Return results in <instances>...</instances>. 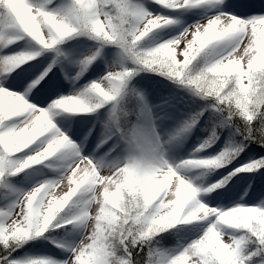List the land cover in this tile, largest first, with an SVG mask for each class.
Segmentation results:
<instances>
[{"label":"snow or ice","instance_id":"obj_1","mask_svg":"<svg viewBox=\"0 0 264 264\" xmlns=\"http://www.w3.org/2000/svg\"><path fill=\"white\" fill-rule=\"evenodd\" d=\"M52 2L45 0L36 5L32 0H0V43L7 47L22 38L6 35L7 30H15L42 46L41 51L0 58V70L10 73L75 35H87L99 44L80 61L77 78L108 45L117 46L124 59L136 67H110L82 92L60 98L48 109L31 104L25 94L0 87L5 89L0 92V186L8 177L60 154L71 159L58 178L38 183L12 208L0 211V249L5 253L0 254V264H111L114 254L120 264H140L133 252H143L145 246L149 250L143 264H253L254 257L264 255V204L214 208L202 202L199 188L190 190L181 178L182 168L188 166L186 161L205 159L219 168L225 160L236 159L246 144L226 148L216 157L191 158L173 165L158 143L134 136V151L120 163L105 166L83 155L79 145L57 127L51 113L56 108L90 113L116 102L113 116L119 124V101L127 95L128 82L138 71L150 70L193 88L204 99H212L214 110L225 115L227 123L240 117L244 127L236 128V132L245 141L264 145V8L260 14L248 15L255 11L250 0H154L171 10L211 4L219 11L171 40L143 48L141 45L152 33L175 24V19L150 12L136 0H71L59 11L47 8ZM181 43L184 47L179 56L183 58L179 59L177 49ZM224 43L229 45L227 54L201 67L202 56ZM53 66L32 80L29 88H38ZM108 82L113 86H106ZM198 122L199 116L194 117L183 131ZM217 138L213 129L197 152L210 147ZM34 144L40 145L35 151L23 157L17 155ZM260 168H264V158L230 174H247ZM104 169L110 174L101 175ZM230 174L205 191L224 188L232 180ZM65 182L66 190L58 194L56 190ZM69 209L73 214L66 216ZM90 222H94L91 231ZM72 224L82 225L84 231L69 259L9 258L24 243ZM179 225L203 227L204 231L175 255L150 246L155 237ZM229 229L233 230L231 234ZM108 239L115 241V253L109 251ZM85 240L88 242L83 243ZM249 244L256 246L254 251L246 252Z\"/></svg>","mask_w":264,"mask_h":264},{"label":"rangeland","instance_id":"obj_2","mask_svg":"<svg viewBox=\"0 0 264 264\" xmlns=\"http://www.w3.org/2000/svg\"><path fill=\"white\" fill-rule=\"evenodd\" d=\"M32 3L40 5L45 3V0H32ZM70 3L71 0H53L51 4L47 5V8L59 11L69 6ZM136 3L142 4L150 12L172 17L176 21L175 24L152 33L141 45L143 48L154 47L171 40L189 26L204 21L219 11L217 6L211 4L196 8L171 10L154 3V0H136ZM250 3L255 11L249 12L248 15L260 14L259 10L264 8V0H250ZM6 35L22 38L17 39L16 42L7 47L0 43V58L21 52L41 51L42 46L22 32L7 30ZM82 37L83 39L78 40L73 36L56 46L54 50L46 51V54L40 56L32 66L24 69L17 67L10 73L0 70V87L7 86L13 92L25 94L26 99L31 104L42 109H48L58 99L82 92L92 81L98 80L107 73L110 67L121 64L128 67L129 63L124 59L121 50L114 45H108L103 48L102 55L91 67L77 78V73L81 68L80 61L99 47V44L89 36ZM183 47L184 44L181 43L177 49L179 59L183 58L179 56ZM228 50L229 45L226 43L214 46L207 52V63L226 55ZM57 56L60 57L61 68L48 83L43 82L38 88L30 89L29 85L32 80L49 65H52ZM127 86H135L138 91L141 115L138 118L134 117L133 124L124 133L120 134L113 127L114 102V105L108 106L107 109L102 108L94 116H85L83 113H68L63 109L56 108L52 111L51 118L61 131L79 145V150L83 155L93 157L105 166L120 163L134 151V136L147 137L158 143L164 157L173 165L191 158L216 157L226 148H235L239 144V140L233 137V126L230 124L224 133L225 135L220 137L219 134L215 143L197 152V149L209 138L213 129L218 134L220 123L222 124L226 120L214 108L202 103L198 98L199 96L189 87L169 84L165 81L161 84L151 82L145 72L133 76ZM196 116H199V122L187 131H183ZM105 140L106 143H102ZM39 146V144H34L30 149L21 154L17 153V155L26 156ZM245 155L237 158L235 167H239L240 164L244 166L251 162L257 155L255 148H250ZM70 162V158H65L63 154H60L18 176L8 177L7 182L3 185L6 191L0 196V211L12 208L23 193L38 183L58 178ZM235 167L228 171L215 168L214 171H209L199 183L204 188L215 185ZM109 174L108 169H104L101 173V175ZM257 182H260L259 186ZM65 190L66 182L56 191L58 194H62ZM200 198L202 202L214 208L222 209H231L245 204H264V168H261L260 171L242 174L227 187L211 193L204 192ZM72 214L71 209L65 213L66 216ZM83 231L82 225L72 224L71 228L65 229L64 234L60 237L46 234L51 240L46 238V235L41 237L42 244L40 246L29 248L15 256V259L28 261L51 257L56 260H67L72 255L71 249L82 240ZM203 231V227L196 228L193 225H187L186 228L177 233L178 242L176 245L162 247L159 250L170 255L178 254L185 246L199 238ZM232 231L229 229L230 234ZM227 239L225 237L226 242ZM58 244L63 245V247H58ZM253 264H259V260L253 259Z\"/></svg>","mask_w":264,"mask_h":264},{"label":"trees","instance_id":"obj_3","mask_svg":"<svg viewBox=\"0 0 264 264\" xmlns=\"http://www.w3.org/2000/svg\"><path fill=\"white\" fill-rule=\"evenodd\" d=\"M82 36H87V35H75L74 37L77 38V39H79ZM128 63H129L128 68L134 69L136 67L134 64H132L131 61H128ZM205 64H207V52L202 56L201 61H200V66L201 67H203ZM142 72H146L148 74L149 80L151 82H158L159 81L160 84H161L163 81H168V82H171L173 84H178V85H181V86H185V85H182L180 83H177L174 79H170L169 77H167L165 75H162V74H160L158 72H153V71L147 70V71H138L137 74L142 73ZM187 87H189V86H187ZM189 88H191V87H189ZM191 89L193 90V88H191ZM126 91H127V95H123L122 98L119 101L120 108L122 109V111L120 112L119 116L123 120V123H124L125 127L127 129H129V127L134 122V117H138V113L140 112V106H141V104H140V100H139L137 91L135 90L134 86H130V87L129 86H126ZM198 96L200 97V99L202 100V102H204L205 104H207L209 107L213 108L214 101L212 99H204L202 96H200V95H198ZM221 116H222V118H225V115H222L221 114ZM231 125L233 126V132H232V134L234 135L233 137L235 139H238L239 140V144H237L236 147L241 146V144H246V147H244V150L239 154V156H242V157L243 156H246L245 154L247 153V151L250 148L254 147L257 155H256V157L251 162H253V161H259L261 158H264V145H262L260 143H257V142H248V141H245L243 139V137L239 133L236 132V128H243L244 127L241 118L240 117H235L233 119V122L231 123ZM256 127L257 128L260 127V124H259L258 121L256 122ZM222 128H223V123L222 124L220 123V125H219V133L218 134L221 133ZM239 156H237L236 159L232 160V162L230 164H227V165H230V166L228 168H225L224 171H228L232 167H235V164H236L235 161L237 160V158ZM242 157H241V159H242ZM246 165H247V163H246ZM239 168L240 167H235L234 170H232L231 172L236 171ZM231 172H229L225 176L229 175ZM259 183L260 182H257V185L258 186H259ZM5 191H6V188L5 187H3V186L0 187V196ZM71 226L72 225H68L66 228H61V229H58V230H53V231H51V232H49L47 234L49 236L60 237V236H62L64 234L65 229H70ZM186 226L187 225H179V226H177V227H175V228H173V229H171V230H169V231H167V232H165V233H163V234L155 237L154 240L151 242V245L150 246L153 249H158L159 250L162 247L176 245L177 242H178L177 233L180 230H182L183 228H186ZM236 234L237 235H243L242 232H237ZM48 235H46V236L49 237ZM41 244H42V238L30 240L27 243H24L22 247H19L15 251H12L11 256L9 258L10 259H15V256L20 255L24 251H26L29 248H32L34 246L38 247ZM255 247H256L255 245L249 244L246 247V252L254 251L255 250ZM148 250H149V247L148 246H145L143 252H140L138 249L134 250L133 255L137 257V259L139 260L140 264H143L144 259H146ZM0 254H5V253H3V250L2 249H0ZM253 259H258L259 260V264H264V255L254 257Z\"/></svg>","mask_w":264,"mask_h":264},{"label":"clouds","instance_id":"obj_4","mask_svg":"<svg viewBox=\"0 0 264 264\" xmlns=\"http://www.w3.org/2000/svg\"><path fill=\"white\" fill-rule=\"evenodd\" d=\"M108 87H112V83L108 82V84L106 85ZM5 91V89L0 88V92ZM243 102V101H241ZM179 135V134H177ZM135 155V153H134ZM232 158H229L227 160H225L222 164V167L230 164L232 162ZM186 164L188 166L182 168L181 173H182V182L184 183V185L187 186V188H189L190 190L193 188H199L200 192L198 193V195L201 197L202 193L206 192L205 188L199 183V181L209 172V171H214L215 168L212 167L209 162L205 159H196V160H188L186 161ZM243 169H237L236 171H242ZM251 171V170H249ZM232 179L236 176L235 174H230ZM231 182V180L229 181V183ZM228 184H225L224 187H227ZM210 193V192H208ZM96 209L95 211H93V214L95 215ZM94 228V222H90L89 223V230H92ZM88 241L85 240L83 243H87ZM107 247L109 249V251L115 253L117 245L115 243L114 240L112 239H108L106 241ZM111 264H120V260L118 255H113L111 258Z\"/></svg>","mask_w":264,"mask_h":264}]
</instances>
